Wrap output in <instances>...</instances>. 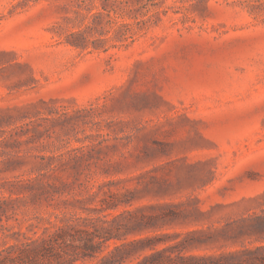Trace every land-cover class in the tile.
Masks as SVG:
<instances>
[{
    "label": "rangeland",
    "instance_id": "374dc122",
    "mask_svg": "<svg viewBox=\"0 0 264 264\" xmlns=\"http://www.w3.org/2000/svg\"><path fill=\"white\" fill-rule=\"evenodd\" d=\"M247 1L206 0L208 11L199 14L190 11L191 0H162L166 11L133 26L126 41L115 31L122 18L111 11L110 21L103 16L85 32L89 45L81 49L64 35L82 26L75 9L95 12L100 0H0V195L10 194V180L28 176L39 155L93 143L100 164L129 165L123 173L95 174L121 182L89 188L96 191L90 198L76 186L64 193L70 210L103 216L107 211L98 210L109 190L131 200L112 213L145 206L139 214L147 218L160 213L149 205L172 203V218L121 229L122 240L152 237L138 246L141 257L163 251L164 263L183 256L199 264L261 258L264 4ZM157 9L148 4L135 13ZM98 38L108 41L94 49ZM24 123L28 132L16 134ZM145 183L154 191L124 196Z\"/></svg>",
    "mask_w": 264,
    "mask_h": 264
},
{
    "label": "trees",
    "instance_id": "16d2710c",
    "mask_svg": "<svg viewBox=\"0 0 264 264\" xmlns=\"http://www.w3.org/2000/svg\"><path fill=\"white\" fill-rule=\"evenodd\" d=\"M80 1L85 2V0ZM100 1L104 4L111 1L112 6L108 8L102 4L101 8H97L95 12L88 9L86 13L75 9V13L82 18V26L65 33V43L87 49L89 42L85 32L95 31L103 16H107L110 21L111 11L115 17L122 18L120 22H117L115 31H122L120 35L123 40H133V32H135L133 26L146 24L152 15L158 16L160 12L166 11L159 9L163 3L162 0ZM247 2L253 8L264 4V0ZM148 4L158 9L153 14L139 18L135 12L139 7H146ZM188 5L190 11L194 13L208 11L206 0H191ZM125 15L133 18L134 21H125L123 19ZM99 33L101 35V32ZM107 41L106 38H98L90 43L94 49H97V42ZM110 46L118 47L119 45L112 43ZM107 49L104 48V51ZM26 125L28 123L15 126L16 134L19 133V128L23 129V133H27L28 129L24 127ZM33 129L34 133L38 134L36 128L33 127ZM13 135L10 132L7 138ZM24 141L29 142L31 138L28 137ZM12 142L19 143V140L13 138ZM94 150L95 145L89 143L68 149L64 152L68 153L66 158L63 156L64 153L39 155V158L32 162L27 177L9 181L10 187L7 189L10 194L0 195V264H199L195 263L197 259L192 260L190 257L183 256L179 257L180 262L168 257L167 263H164L160 258L163 251L141 257L142 250H139L138 246L149 242L152 237L122 240L125 239L127 232L121 234V229L149 227L145 226L149 225L147 221L172 218L176 215L175 210L172 209L175 204L149 205L151 208H159L160 213L150 214L147 218L139 214L145 206L112 213L109 210H116L120 205H130L131 200L122 198L109 190L107 198L101 199L102 207L98 210L107 211L103 216L83 217L74 210H70L69 204L72 201L65 198L64 193H68L76 186L77 189L87 190V198H90L96 194V191L89 193V188L95 186L100 189L104 185L121 182L119 181L121 179L98 181L94 177L95 174L107 176L123 173L129 165L127 162L111 161L100 164L99 158H93ZM10 161L15 163L17 159H9ZM128 179L130 178L124 180ZM151 182H155V179L151 178ZM150 183H145L142 187L134 186L132 189H126V193L123 194L125 196L127 193L154 191L155 188ZM10 220L12 223H9ZM23 225L25 230L21 229ZM112 241L113 244H110ZM219 260L213 259L211 264H230L228 261L220 262ZM236 264H264V255L256 260L237 259Z\"/></svg>",
    "mask_w": 264,
    "mask_h": 264
}]
</instances>
